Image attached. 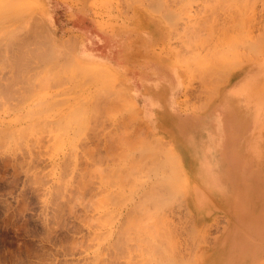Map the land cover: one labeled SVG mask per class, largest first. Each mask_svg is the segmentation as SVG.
I'll return each mask as SVG.
<instances>
[{"label":"rangeland","instance_id":"rangeland-1","mask_svg":"<svg viewBox=\"0 0 264 264\" xmlns=\"http://www.w3.org/2000/svg\"><path fill=\"white\" fill-rule=\"evenodd\" d=\"M8 2L1 9L17 17L0 32V264H200V253L208 260L219 252L226 264H260L264 169L243 182L239 145L243 135L241 144L252 145L253 128L241 134L223 96L254 74L259 55L244 48L239 66L211 79L180 61L214 42L202 0L92 1L98 18L81 35L83 50L72 34L55 33L44 0ZM262 3H251L254 36L263 28ZM217 18L225 27L226 13ZM133 23L150 32L159 25L157 41L126 48L130 35L120 29ZM198 33L206 41L196 45ZM154 81L159 97L143 94ZM208 132L215 138L199 140L191 164L226 160L214 192L205 172L187 171L181 146ZM191 189L205 198L199 207Z\"/></svg>","mask_w":264,"mask_h":264},{"label":"bare ground","instance_id":"bare-ground-1","mask_svg":"<svg viewBox=\"0 0 264 264\" xmlns=\"http://www.w3.org/2000/svg\"><path fill=\"white\" fill-rule=\"evenodd\" d=\"M5 1L6 4L4 3ZM253 1L254 0H202L203 3L201 7L202 8L201 12L203 11L206 12V16L207 13L208 16L210 13L211 20L208 19L210 20L207 21L208 23L203 22L201 25L203 26L206 23L205 26L208 29L206 31L207 35L212 36L215 33V38L213 39L214 42L212 43V46L210 47L208 52L203 51L204 53L202 54L199 53V51H194L191 53L190 58L188 59L183 58L182 56L179 58V60L185 62V64L189 63L188 65L194 69L197 76H200L202 79L203 78L211 79L215 76L222 74L225 70L231 71L234 67L239 66L240 65L239 55L241 53V50L244 48L248 49L251 56L259 55L257 59L258 61L256 60L257 63L254 66L255 68L254 74L250 76L248 75L243 76L244 77L243 80H241L238 83V85H236L233 89H229V90L227 89L225 93L223 92V96L227 98V100L231 105H233L235 114L238 120L240 121L241 134H243V131L247 128V126L250 125L253 128L250 134L252 145H250L248 148H245L243 144H241L242 140H245V138L248 137L246 135L242 136V140L240 141V145H239L240 154L244 157L246 163L245 166L246 169L248 170V173H245L243 175V182L247 183V185H249V182H251L250 178H253L257 172H261L264 169V21H263V28H261L260 32L254 36L251 31L252 29H250L251 17L249 16L251 15L250 13L252 12L251 11L253 8L252 5L254 3L253 4L251 3ZM7 4L9 5L8 0H0V32L4 30L3 27H5V23L8 22L11 23L13 19L17 17V15H11V13L8 12L9 6H7L8 8H6V10L1 9L3 6H6ZM219 12L226 13L227 15V22L225 27L217 28V24H218L217 15ZM136 24L137 23H133V25L129 24L130 25L129 27H136L137 26ZM151 24L153 27L152 36H154L155 31L159 32V25L153 23ZM154 26L156 27V29L154 28ZM16 27L20 28L21 26L20 24L16 25L13 29L14 31ZM13 34H12L13 38H16L14 37ZM6 39H8V37ZM9 39L11 42L12 37ZM155 40L157 41V39ZM194 41L196 45L203 44L206 41V36H203L202 34L200 35L198 33L197 38H195ZM173 52H175V50ZM260 56H262L261 59ZM157 59H159L158 56ZM249 61H251V57H249ZM121 86L119 87L121 88ZM122 89H124L123 90L124 93L127 92L125 86L124 88L122 87ZM218 93L221 92L219 91ZM125 95L129 96L127 95V93H125ZM125 99L126 98H124V100ZM215 106L216 108L213 109L214 113L211 114V117L219 111V104H215ZM135 108L137 109L138 107L135 106ZM135 110H131V112ZM211 120L212 119H209L210 124L213 123ZM213 124L211 126H213ZM176 134L180 136L181 140L185 139L184 132L182 133L180 131H177ZM188 137L190 138L189 140H193L190 143H188V145L186 144L185 141H181L182 142L181 146L183 148L182 150L185 159L183 160V163L186 164L188 163L187 162L188 159L200 155L199 151L201 150V146L203 143L199 140H205L206 138L208 139L215 138L211 132H208V134L207 133L193 134L192 136H188ZM209 144H208V149L210 150V152L217 153V150L216 149L214 150V148L209 147ZM185 148L188 149L185 150ZM216 160L217 159L214 158V159L200 161V165H202L206 173L205 175L203 174L204 177L206 178L202 180L208 183L210 185V188L213 187V189L211 190L212 192L219 190V186L217 184L219 174L212 176L215 178H207V176H209L207 175V173L216 171L214 173L216 174L219 173L220 171L221 177H223V173L226 170V166H228L226 160L222 163L221 166L218 165ZM214 161L215 164H213ZM209 170H214V171H209ZM245 176H247L248 178H246ZM195 189L193 190L191 189L189 191V194L193 195V197H191V201H196L197 207H199L201 204H199L198 201H201L203 203L205 198H203L204 196L202 195L196 196L198 192ZM250 190L251 189H249V191ZM255 201L256 203H258L260 201V198L256 197ZM242 202L244 203L243 199L241 200L238 206H235L233 208V210L234 211L238 210L242 206ZM246 202H248V198L246 199ZM215 256L216 257L214 259L209 258L207 260V255L200 253L198 258H196V262L199 261L200 264H226L224 261L225 255L222 252H219ZM182 263L183 262H181V264Z\"/></svg>","mask_w":264,"mask_h":264},{"label":"crops","instance_id":"crops-1","mask_svg":"<svg viewBox=\"0 0 264 264\" xmlns=\"http://www.w3.org/2000/svg\"><path fill=\"white\" fill-rule=\"evenodd\" d=\"M92 1L95 2L98 0H44L45 10H44L43 14L47 18L48 21L51 20L52 22L55 23V25H56V26H54L55 27L54 28L55 33H61L62 35L72 34L73 38H75V41L77 42L76 49L83 50L86 48L87 45H86V43H85V41L81 35L89 33V31L86 30L88 28V23H90L92 21L96 22L95 19L98 18L97 12L99 9H97L96 6L93 5ZM61 18L63 20H66V21L69 19H73L72 25H68V21H67V24H66V22L60 23L59 19H61ZM146 25H148V24H146ZM142 29L146 30V31H143ZM99 31L107 32V33L117 32L116 29H115V31L114 30L113 31H111V30L105 31L103 29L101 30L100 28H99ZM121 32L122 33L126 32L128 35H130L129 40L126 43V48L137 49L138 48L137 45L140 43V41L141 42L142 41L149 42V37H151L152 43L154 41L153 36H152L153 35L152 34L153 28H152V32H150L148 27L144 28V27H138V26L137 27L127 26V30L120 29V33ZM87 64H97V63L96 62H89ZM125 65L128 66V63L125 62ZM158 86H159L158 81L157 82L154 81V82H152L150 87L147 85V88L149 90L143 89L142 92H143V94L145 93L148 96L159 97L160 91H159V89H156V88H158ZM214 108H216V106L212 107L211 110H209V111L210 112L213 111ZM152 111L154 112L155 117L153 116L154 122L152 121L151 123L154 124V126H157L159 129L160 128V122L156 117V111L155 110H152ZM209 111H207L206 114H208ZM213 113H214V111H213ZM215 159H217V157H215ZM192 161L194 162L196 160L191 158V159H188L187 164L185 163V168L187 169V171L196 172V171L200 170V173L203 174V172H205V171H204L202 165H199V167L197 165L193 166L191 164ZM213 164H215V161L213 162ZM214 167H216V166H214ZM215 170H216V168H215ZM209 171H214V170H209ZM214 172H216V171H214ZM205 174L206 173H204V175ZM217 174L218 173H216L215 175H217ZM207 175L213 176V175H211V172H208ZM238 223L240 224V227L242 229H244L243 228V226H244L243 222L238 221ZM258 260L260 261V264H264V253L259 256Z\"/></svg>","mask_w":264,"mask_h":264}]
</instances>
